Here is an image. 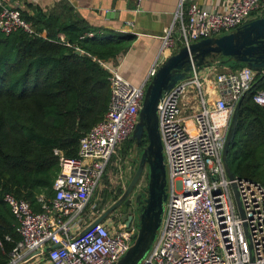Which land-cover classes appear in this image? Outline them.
Listing matches in <instances>:
<instances>
[{"label":"built area","instance_id":"built-area-1","mask_svg":"<svg viewBox=\"0 0 264 264\" xmlns=\"http://www.w3.org/2000/svg\"><path fill=\"white\" fill-rule=\"evenodd\" d=\"M10 1L0 0V33L33 35L34 30ZM131 1L139 7L142 0ZM186 2L177 0L173 23L163 30V60L153 64L141 84L125 80L114 60L97 61L108 73L107 111L79 140L75 158L54 152L59 156L54 195L36 198L40 211L25 200L4 195L19 237L8 264H27L39 257L48 264H116L132 247L139 227L133 215L128 227L121 221L122 213L115 211L113 219L108 217L85 230L103 211L94 202L96 192L108 163L131 139L147 86L180 48L234 31L264 9V0L233 1L223 13L193 3L184 10ZM197 70L157 108L167 200L157 237L140 264H264V186L237 176L229 178L222 161L234 108L257 73L246 67L218 73V98L208 107L200 93ZM197 99L200 108L195 107ZM252 101L264 109V90L257 91ZM132 145L137 153L136 144ZM118 178L123 181L120 170Z\"/></svg>","mask_w":264,"mask_h":264},{"label":"trees","instance_id":"trees-1","mask_svg":"<svg viewBox=\"0 0 264 264\" xmlns=\"http://www.w3.org/2000/svg\"><path fill=\"white\" fill-rule=\"evenodd\" d=\"M26 6L33 15L21 12V17L34 34L0 33V264H8L19 240L4 195L27 201L36 212L40 211L36 201L39 195L53 197L59 172V156L54 152L75 158L79 140L108 108V73L97 61L115 60L130 42V38L101 39L96 34L80 39L93 30L75 19L64 1L46 12L31 4ZM224 59L216 58L212 63ZM230 64L232 70L244 67ZM259 90H264V72L255 75L243 96L227 164L230 175L264 186V109L252 101ZM133 143L130 139L126 146ZM146 145L144 136L139 147ZM114 160L108 163L95 195V200L102 202L99 212L123 193L109 183L116 167ZM145 193L143 188L140 200Z\"/></svg>","mask_w":264,"mask_h":264},{"label":"water","instance_id":"water-1","mask_svg":"<svg viewBox=\"0 0 264 264\" xmlns=\"http://www.w3.org/2000/svg\"><path fill=\"white\" fill-rule=\"evenodd\" d=\"M75 53L80 54L79 51ZM124 54L125 52L118 55L114 61L115 65ZM216 58H225L218 62L220 65L234 62L256 73L264 72V9L261 16L248 20L231 33L202 39L180 48L159 67L147 86L138 114V122L131 136L136 145L141 144L144 136L147 140L137 169L122 195L103 210L85 230L87 232L94 225L105 220L120 205L129 206L130 201L127 197L138 182L143 170H147L148 182L145 187V198L140 200L141 196H138L136 199V204L139 206L138 233L132 247L116 264H140L155 241L162 223L167 200V181L163 147L158 129V105L176 85L189 79L193 70L210 65ZM242 100L243 97L234 108L222 151V161L229 178L232 175L229 173L227 164V152L237 125ZM233 191L236 195V190ZM131 220L132 210L128 208L121 221L128 227Z\"/></svg>","mask_w":264,"mask_h":264},{"label":"crops","instance_id":"crops-1","mask_svg":"<svg viewBox=\"0 0 264 264\" xmlns=\"http://www.w3.org/2000/svg\"><path fill=\"white\" fill-rule=\"evenodd\" d=\"M63 1L72 8L75 19L84 22L93 30L86 33L92 34L87 38H92L95 34L101 39L110 36L130 38L128 47L120 52H125V54L116 67L120 75L131 84H141L153 64L158 60L159 62L163 60V56H160L163 30L173 23L177 0H142L139 7H136L131 0H11L9 4L32 16V11L26 5L37 6L46 12L56 9L57 5ZM233 1L238 0H188L184 10L193 3L200 8L223 13L225 7ZM260 10L254 12L251 18L261 16L263 10ZM178 34L179 22L177 21L174 24L175 37H178ZM79 52L82 54V51ZM230 69L232 70L230 63L220 65L214 62L197 70V77L201 82L200 93L208 107L212 106L218 98L216 75ZM195 107L200 108L198 99ZM113 172L108 178L110 186L121 189L123 192V188L126 187L125 182L119 181L118 171ZM27 264H48V262L39 257Z\"/></svg>","mask_w":264,"mask_h":264},{"label":"rangeland","instance_id":"rangeland-1","mask_svg":"<svg viewBox=\"0 0 264 264\" xmlns=\"http://www.w3.org/2000/svg\"><path fill=\"white\" fill-rule=\"evenodd\" d=\"M231 32L233 31H230L229 33ZM225 34H228V33H225ZM122 151H125V153H123ZM142 151H143L142 149H139L137 150V153H136L134 145H132V147H127L125 145L124 147L121 148V150L117 154V157L115 159V165H116L115 173L118 170L122 172L123 181L125 182V186H126L125 189L127 188L130 180L132 179L137 169L139 158L142 154ZM129 171H131V173H129ZM146 175H147V170L144 169L138 182L136 183V185L133 187L132 191L128 195L127 199L130 201V205L127 206L125 204H122L121 207L117 208L118 210H122L124 207L130 208L132 210V215L134 216L135 222H138V217H139V209H138L139 206H137L136 204V199L138 198V196H141L143 194V188H145L148 182V180L146 179ZM213 179L214 177H211V180ZM101 203L102 202L100 199L95 200V204L97 208L99 206H102ZM112 203L113 201L107 202L106 204L103 205V207L100 210H105Z\"/></svg>","mask_w":264,"mask_h":264},{"label":"flooded vegetation","instance_id":"flooded-vegetation-1","mask_svg":"<svg viewBox=\"0 0 264 264\" xmlns=\"http://www.w3.org/2000/svg\"><path fill=\"white\" fill-rule=\"evenodd\" d=\"M135 144H136V143H135ZM144 148H145V147H144ZM144 148H140L139 145H136V149H137V150H139V149H142V150H143ZM121 206H122V205H120L119 207H121ZM127 209H128V208L124 207L122 210H118V209H116L115 211H120V212L122 213V215H125L126 212H127ZM115 211H114V212H115ZM114 212H113V213H114ZM113 213H112L111 215H109L108 217L112 218ZM108 217H107V218H108ZM112 219H113V218H112Z\"/></svg>","mask_w":264,"mask_h":264}]
</instances>
